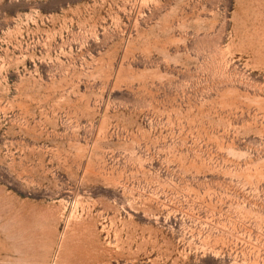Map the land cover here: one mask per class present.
<instances>
[{"label": "rangeland", "instance_id": "rangeland-1", "mask_svg": "<svg viewBox=\"0 0 264 264\" xmlns=\"http://www.w3.org/2000/svg\"><path fill=\"white\" fill-rule=\"evenodd\" d=\"M0 264H264V0H0Z\"/></svg>", "mask_w": 264, "mask_h": 264}]
</instances>
